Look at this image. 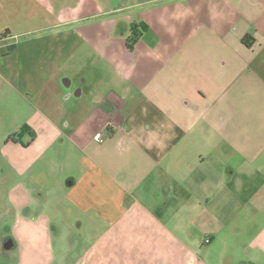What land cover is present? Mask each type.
I'll use <instances>...</instances> for the list:
<instances>
[{"label": "crops", "instance_id": "crops-1", "mask_svg": "<svg viewBox=\"0 0 264 264\" xmlns=\"http://www.w3.org/2000/svg\"><path fill=\"white\" fill-rule=\"evenodd\" d=\"M152 5L133 25L128 52L141 54L102 59L81 123L63 131L20 95L32 136L0 149L18 264H57L55 200L87 217L82 264H264V0ZM62 137L83 157L61 167L50 152Z\"/></svg>", "mask_w": 264, "mask_h": 264}, {"label": "rangeland", "instance_id": "rangeland-1", "mask_svg": "<svg viewBox=\"0 0 264 264\" xmlns=\"http://www.w3.org/2000/svg\"><path fill=\"white\" fill-rule=\"evenodd\" d=\"M153 2L0 0V34L3 35L0 36V149L5 140L19 133L30 117V112L26 115L22 93L49 117L59 119L63 131L67 123L72 126L81 123L94 102L91 78L102 73V59L128 61L141 54L129 53L132 51L127 45L133 46V41L141 36L142 27L134 31L131 28L136 23L150 21ZM35 68L43 71L39 79L34 77ZM54 72L60 73L57 79ZM80 91L83 97H77ZM68 94L73 96L66 101ZM55 147L50 152L55 160L59 159L55 166L59 162L61 167L67 164L68 156L77 152L65 137ZM77 156L83 157L78 152ZM3 158L0 152V169L5 168ZM43 168L52 173L53 165L46 164ZM68 175L63 178L65 184L71 180ZM47 182L50 183L49 179ZM57 194L54 191L51 195ZM52 204L56 209L52 217L58 223H52L50 229H59L58 236L54 231L51 237L56 263L82 264L89 241L87 217L68 205L57 206L64 204L61 201ZM5 220L0 223V264H18L19 250L12 249L17 242L5 234L10 222L8 214ZM4 238L8 241L5 245Z\"/></svg>", "mask_w": 264, "mask_h": 264}, {"label": "trees", "instance_id": "trees-1", "mask_svg": "<svg viewBox=\"0 0 264 264\" xmlns=\"http://www.w3.org/2000/svg\"><path fill=\"white\" fill-rule=\"evenodd\" d=\"M137 28H138V27H134V30L137 29ZM1 36H3V35H1ZM138 38H139V36H138ZM138 38H136V39L133 41V42H134L133 46H132L131 44H130V45H129V44L127 45V47H128L129 50L133 51V49H134V45H135V43L137 42ZM27 133H29V135L32 136V133H31L30 128H29L27 125H25V126H23V127L21 128L20 132H19L17 135L9 137L8 140H12V141H14V142H19V140H14V137L17 136V137H19V138H22V137L25 136ZM22 145L27 146L28 144H22Z\"/></svg>", "mask_w": 264, "mask_h": 264}, {"label": "flooded vegetation", "instance_id": "flooded-vegetation-1", "mask_svg": "<svg viewBox=\"0 0 264 264\" xmlns=\"http://www.w3.org/2000/svg\"><path fill=\"white\" fill-rule=\"evenodd\" d=\"M1 35H2V34H0V36H1ZM2 37H3V36H1V38H2ZM26 135H29V133H27ZM26 135H25V136H26ZM8 139H9V138H8ZM19 139H20V138H19V137H17V136H16V137H14V140H19ZM7 242H8V241H5V242H4V244H6Z\"/></svg>", "mask_w": 264, "mask_h": 264}, {"label": "built area", "instance_id": "built-area-1", "mask_svg": "<svg viewBox=\"0 0 264 264\" xmlns=\"http://www.w3.org/2000/svg\"><path fill=\"white\" fill-rule=\"evenodd\" d=\"M99 139L102 140L103 139V136H100ZM209 242H210V240H206V243H209Z\"/></svg>", "mask_w": 264, "mask_h": 264}, {"label": "clouds", "instance_id": "clouds-1", "mask_svg": "<svg viewBox=\"0 0 264 264\" xmlns=\"http://www.w3.org/2000/svg\"><path fill=\"white\" fill-rule=\"evenodd\" d=\"M27 228H28V225H27V224H25V225H24V229L26 230Z\"/></svg>", "mask_w": 264, "mask_h": 264}]
</instances>
